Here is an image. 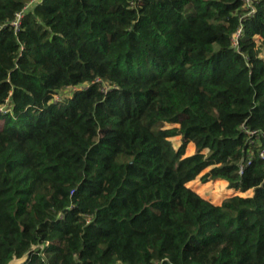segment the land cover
I'll list each match as a JSON object with an SVG mask.
<instances>
[{"label": "trees", "instance_id": "1", "mask_svg": "<svg viewBox=\"0 0 264 264\" xmlns=\"http://www.w3.org/2000/svg\"><path fill=\"white\" fill-rule=\"evenodd\" d=\"M263 53L264 0H0V264H264Z\"/></svg>", "mask_w": 264, "mask_h": 264}, {"label": "rangeland", "instance_id": "2", "mask_svg": "<svg viewBox=\"0 0 264 264\" xmlns=\"http://www.w3.org/2000/svg\"><path fill=\"white\" fill-rule=\"evenodd\" d=\"M262 56L264 58V53L262 54ZM170 140L175 148H178L182 142V138L180 136L173 137ZM194 152L195 148L193 143H187L185 148V155H190ZM207 170L208 169H206L204 172H206ZM201 175L202 173L200 174V176ZM200 176H198L195 180L189 182L187 186L190 187L197 194H199L202 198L209 200L213 204H220L224 198L231 194H237L244 197L250 195L248 192L241 193L228 189L227 184L221 180H210L203 183L200 181Z\"/></svg>", "mask_w": 264, "mask_h": 264}, {"label": "built area", "instance_id": "3", "mask_svg": "<svg viewBox=\"0 0 264 264\" xmlns=\"http://www.w3.org/2000/svg\"><path fill=\"white\" fill-rule=\"evenodd\" d=\"M244 5L248 6L250 4V0H242ZM22 14H18L17 15V19L12 23L14 26H19V19L21 18ZM240 35V29L238 30L236 37H238Z\"/></svg>", "mask_w": 264, "mask_h": 264}, {"label": "water", "instance_id": "4", "mask_svg": "<svg viewBox=\"0 0 264 264\" xmlns=\"http://www.w3.org/2000/svg\"><path fill=\"white\" fill-rule=\"evenodd\" d=\"M23 260H24V258H22V259H16V258H14L8 264H21L23 262Z\"/></svg>", "mask_w": 264, "mask_h": 264}, {"label": "crops", "instance_id": "5", "mask_svg": "<svg viewBox=\"0 0 264 264\" xmlns=\"http://www.w3.org/2000/svg\"><path fill=\"white\" fill-rule=\"evenodd\" d=\"M191 143V142H190ZM224 182V181H223ZM225 183V182H224ZM250 194V192H248Z\"/></svg>", "mask_w": 264, "mask_h": 264}]
</instances>
